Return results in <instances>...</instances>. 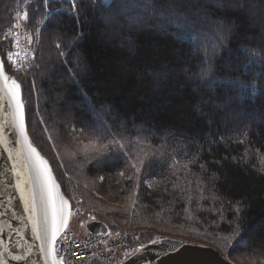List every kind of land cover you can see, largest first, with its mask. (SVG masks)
<instances>
[{"label":"trees","instance_id":"1","mask_svg":"<svg viewBox=\"0 0 264 264\" xmlns=\"http://www.w3.org/2000/svg\"><path fill=\"white\" fill-rule=\"evenodd\" d=\"M18 1L0 0L1 55ZM248 2L259 20L233 0H76L40 27L43 0L27 8L30 140L137 246L170 234L264 264V5ZM97 114L124 154L86 159Z\"/></svg>","mask_w":264,"mask_h":264},{"label":"snow or ice","instance_id":"2","mask_svg":"<svg viewBox=\"0 0 264 264\" xmlns=\"http://www.w3.org/2000/svg\"><path fill=\"white\" fill-rule=\"evenodd\" d=\"M31 2L32 0H28L25 11L20 16L22 22L29 20L27 8L30 7ZM52 2L54 0H43L46 18L55 14V9L49 7ZM66 2H70L71 8H76V0H66ZM44 22V20L39 21L41 24ZM174 22L180 24L181 20L176 19ZM37 37L39 38V29L37 30ZM223 38L227 39V37ZM28 43L29 45L32 44L31 37L28 38ZM56 47L59 48L60 45L57 44ZM7 61L8 64L6 65L3 60H0V148L7 152L8 160L11 162L7 171L12 176L14 184L10 186L15 188L23 202V209L27 214L26 220L31 227L33 237L38 241L37 250L43 264H66V258L60 255L57 244L58 238L65 234L71 215L69 200L60 192V186L56 183L48 161L41 156L29 139L26 131V109L28 106L23 99L22 82L9 76L6 71L8 66L20 70L16 66L22 62L26 64L24 67L25 74L30 69L38 70L40 66L34 62L27 65V62L22 61L19 52L14 54L9 51ZM233 86L239 87V82L236 81ZM33 89H35L34 82ZM96 119L100 120L98 114ZM86 127H90L92 134L97 137V140L91 142V155H86L87 160H95L112 151L124 154V149L128 145L121 143L115 135L107 133L109 126L104 124L102 120H100L99 127L94 125H86ZM75 130L73 127V131ZM8 133L15 134V146H12L13 142L9 140ZM108 136H111V139H108ZM104 140L107 142H101ZM136 171L139 173L140 168H137ZM120 175H123V172ZM101 179L103 178L101 177ZM92 218L95 219V217ZM150 242L155 243L156 241ZM142 247L143 245H141ZM140 250V248H136L134 251L139 252ZM31 252L32 247L28 246L23 254L10 253L7 245L0 241V264H8L5 259L6 255L10 256L12 260H24L29 257Z\"/></svg>","mask_w":264,"mask_h":264},{"label":"water","instance_id":"3","mask_svg":"<svg viewBox=\"0 0 264 264\" xmlns=\"http://www.w3.org/2000/svg\"><path fill=\"white\" fill-rule=\"evenodd\" d=\"M8 135L9 140L13 142L12 146H15V134L8 133ZM41 156L43 155L41 154ZM45 159L47 160V158ZM10 166L11 162L8 160L7 152L0 148V241L7 245L10 253L23 254L28 246L32 247V252L24 260H12L7 255L5 259L8 264H43L37 250L38 241L33 237L31 227L26 220L27 214L24 212L23 202L15 188L10 186L14 184L12 176L7 171ZM52 174L55 178L53 171ZM56 183L59 185L57 180ZM60 192L62 193L61 188ZM65 198L69 200L66 196ZM91 226L88 225L90 231H106L99 224ZM150 241L145 243L142 248L140 247L139 252H135L120 264H236L203 243H194L171 236H159Z\"/></svg>","mask_w":264,"mask_h":264},{"label":"built area","instance_id":"4","mask_svg":"<svg viewBox=\"0 0 264 264\" xmlns=\"http://www.w3.org/2000/svg\"><path fill=\"white\" fill-rule=\"evenodd\" d=\"M126 244V234L121 232L115 239L108 235H92L86 239L75 238L66 234L58 245L66 264H105L116 249Z\"/></svg>","mask_w":264,"mask_h":264},{"label":"rangeland","instance_id":"5","mask_svg":"<svg viewBox=\"0 0 264 264\" xmlns=\"http://www.w3.org/2000/svg\"><path fill=\"white\" fill-rule=\"evenodd\" d=\"M260 1V3H263L262 5H264V0H259ZM233 3H235V5H233L232 7H231V10H235V11H239L240 9H244V10H246V11H249L250 10V14L251 13H253V14H251L252 15V20L253 21H255V20H259V17H257V15L259 16V14H258V11L255 9V8H250V7H252L251 6V2H248V0H239L238 2H236V0H233ZM259 6H260V4H259ZM257 7V6H256ZM115 12H116V9L114 10ZM136 20H138V19H136ZM135 23H137V22H135ZM179 25H181V23L179 24ZM155 27H156V29L157 30H159L160 31V27H162V24H155L154 25ZM107 34L109 35V36H113V35H115V34H113V33H111L110 31H108L107 32ZM55 101H58L57 99L55 100ZM261 117H263L264 118V115L262 114V116ZM256 118H258V116H256ZM137 212V211H136ZM138 214H140V213H138ZM85 219L84 218H72L71 220H70V223H69V226H70V228H72L76 233H80V229L81 228H83V229H85ZM251 258H253V259H256V260H260V259H258V258H256V257H252V256H250ZM230 259L232 260V261H234L235 263H237V264H242V263H240L239 261H237V260H235V259H233V258H231L230 257Z\"/></svg>","mask_w":264,"mask_h":264},{"label":"bare ground","instance_id":"6","mask_svg":"<svg viewBox=\"0 0 264 264\" xmlns=\"http://www.w3.org/2000/svg\"><path fill=\"white\" fill-rule=\"evenodd\" d=\"M227 256H229L227 253H225Z\"/></svg>","mask_w":264,"mask_h":264}]
</instances>
